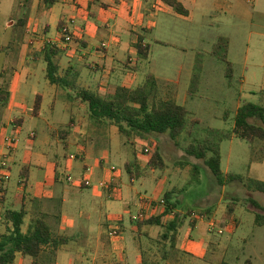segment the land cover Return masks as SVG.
Segmentation results:
<instances>
[{
	"label": "rangeland",
	"instance_id": "obj_1",
	"mask_svg": "<svg viewBox=\"0 0 264 264\" xmlns=\"http://www.w3.org/2000/svg\"><path fill=\"white\" fill-rule=\"evenodd\" d=\"M34 1L36 0H0V44L8 46L13 32L12 23L21 17V13L26 14V8H21L22 4L30 6ZM205 2L206 0H200V4ZM223 2L224 0H210L207 4L210 15L205 19L198 17V24L165 18L153 32L146 33L145 40L150 46V55L148 59L137 63L136 79L132 86H141L147 75H154L159 80L161 95L185 106L190 112L189 121H199L200 132L195 134L199 137L204 136V129L232 132L237 110L246 103L264 107V0H255L253 4L242 0V13L234 16L226 15L229 10ZM57 21L53 27L54 32ZM70 27L72 28V24ZM220 38L229 42L228 61L233 66V85L228 83L225 64L212 55L213 47ZM12 41V47H6L5 53L20 45L18 39ZM4 52L0 51V74L6 65ZM46 68L44 62L25 67L32 72L33 81L36 82L33 92L28 93L30 104L34 103L36 94L46 97L39 117L21 115L24 119L23 126L20 129L17 127L18 131H13V122L5 127L2 125L4 110H0V157L6 156L9 164L8 186L11 192L18 191L21 170L33 165L39 154L53 161L51 155L58 152L57 161L60 165L57 171L62 178L71 177L75 183L86 178L97 183L113 174V179L106 180L108 184L104 190L108 191V196L100 187L92 188L103 195L99 199L93 198L94 190L83 191L85 203L92 205L78 206L86 214L83 220L86 233L89 230L97 231L107 219L113 223L122 219L123 243L129 250L135 249L134 234L138 235V229L133 217L141 214L144 218L152 216L153 209L148 212L144 208L152 207L154 203L159 204L167 193L173 192L174 201L179 202L176 213L180 214L183 221L177 240L180 248L187 243L198 248L208 246L205 255L192 256L181 252L177 264H264V226H258L255 222L256 215L264 217V194L249 191L244 186V182L250 179L264 182V159L252 162L253 155L246 141L233 138L221 143V168L224 175H236L243 183H231L220 188L202 162L186 155L185 148L192 140L188 135H183L178 144L168 135H153L147 141L135 137L127 139L115 126L89 120L86 104L68 100V95L72 96L73 90H61L55 99V87L46 80ZM10 69H6V73ZM85 72L90 74L88 69ZM195 73L200 78L199 88L195 95L189 96ZM100 77L101 74L96 72L92 81L97 84ZM4 123H7L6 119ZM69 124L80 135L71 133L68 145H79L86 150L92 147L84 162L77 157L75 160L70 159L71 155L77 156L78 149L75 145L67 148L62 140L54 139L51 134L48 137L49 132L65 130ZM33 133L37 134V138H32ZM13 141V148H10L9 143ZM156 149L161 151L166 162L164 171L147 170L149 159ZM135 151L143 176L132 184L124 165L134 159ZM49 161L42 173L40 169L31 166V187L41 175L48 179L53 176V164ZM84 165L96 172L85 174ZM193 166L200 168V184H189ZM67 184L66 181L63 182V185ZM74 200L81 201L80 198ZM16 201V197H9L7 194L5 207H16ZM111 205L115 212L108 209ZM3 208L0 206V233L6 231L2 220ZM230 208L233 209L232 214H229ZM159 210L160 205L156 206V212ZM203 210H209L210 215L200 217L199 213ZM189 211L194 214L187 217ZM79 212L77 210L75 213L76 217ZM170 220L172 217L167 218V222ZM200 221L207 224L199 223L194 229L192 224ZM210 221L216 227L210 228ZM28 223L29 219L26 218L24 232L28 229ZM147 229L150 231L144 232L140 238L143 240L140 252L148 263L162 264L164 253L170 248L169 243L162 240L164 229ZM55 234L60 235V230H55ZM83 240L85 236L81 235L77 242L81 243ZM98 257L97 262L101 264L102 256ZM167 257L173 258L170 253Z\"/></svg>",
	"mask_w": 264,
	"mask_h": 264
},
{
	"label": "crops",
	"instance_id": "obj_2",
	"mask_svg": "<svg viewBox=\"0 0 264 264\" xmlns=\"http://www.w3.org/2000/svg\"><path fill=\"white\" fill-rule=\"evenodd\" d=\"M178 1L188 11V16L178 15L171 7L164 4L163 0H62L50 10H46L41 5V0L34 1L30 6H23L25 5L23 3L21 8H26L24 9L26 14L21 13V17L12 23L11 41H9L8 46L0 44V51L3 53L6 47H12L13 39H18L20 42V45L11 49L9 53L4 52L6 54V65L4 71L0 74V85L6 84L8 86L10 100L8 106L4 109V119L7 120V123H4L3 119L2 125L5 127V125L13 122L15 124L13 131H18L22 128L24 122V119L20 116H33L34 103L30 104L28 93L29 91L33 92L36 82L33 81L34 75L32 72L27 71L25 67L43 62L41 52L47 45L56 46L61 50L62 55L59 60L61 71L72 68L77 72V85L79 88L95 91L101 96L113 92L118 86L133 88L138 63L136 45L139 39L143 40L144 46L148 45L145 34L153 32L158 27V23H162L165 18L198 24V17L201 16L202 19H205L210 15L207 7L210 0H206L203 4H200V0ZM241 1L224 0L223 5H227L229 10L226 15H241ZM59 17L60 19H58ZM56 21L58 24L63 22L64 28H67L72 36L71 43H61L62 35L58 24L56 31H53ZM69 23L72 24V28ZM161 44L164 43L161 42ZM6 69H10L9 73H6ZM84 69H88L90 74L87 75ZM96 72L101 74L100 82L97 84L92 81L93 74ZM61 90L55 87V99ZM42 98L41 112L46 102V97L42 96ZM52 109L54 112L55 102L52 103ZM71 120L74 121L72 118ZM17 122L21 123L17 124ZM61 132L62 130L49 132L48 137L51 134L54 139L62 140L67 148L75 145H68L69 135L71 133L80 135L77 130L73 129L68 135L61 136ZM34 138H37V134ZM75 146L78 149L77 156L74 155L75 158L77 157L81 162L86 161L88 151L92 147L86 150L79 147V145ZM51 157L53 161H49L45 158V155L39 154L33 161V165H31L40 169V173H42L48 165V161L52 162L53 176L51 178H43L40 174L41 176L35 180V185L31 187L29 185L31 166H28L22 169L28 168L25 179L21 177L20 172L21 181L18 191H10L8 186L10 179L6 184L0 183V186L5 190V203L0 206L5 207L7 194L9 197L14 196L17 199V208L14 206H11V208L20 209L25 207L27 211L26 218L29 219L28 226L33 219L44 216L47 223L51 224L54 233L55 230H60V235L71 238L59 250L56 264H98L97 261L100 258L98 256H102L101 264H143V255L140 252V244L142 246L143 240H140V238L144 232L148 233L150 231L147 229L149 227H145L141 231L138 230L137 236L134 234L136 248L132 250H129L123 243L124 221L122 219H118L114 223L107 219L102 222L100 229L95 232L89 230L86 233L83 222L86 214L78 206L91 207L92 205L85 203L83 191L94 190L92 196L97 199L102 198L103 195L97 189L84 188L79 186L78 183L68 182L69 177L62 178L57 171L60 165L57 161L59 153H54ZM83 171L85 174L96 172L95 169H90L88 165H84ZM113 178V174H110L106 180ZM64 181L68 184L63 185ZM135 182L133 181L132 184ZM97 183L94 182V184ZM104 189L106 188H103V191H106L108 196V191ZM74 198H80L81 201H75ZM108 209L115 212L112 205L108 206ZM144 209L148 212L152 211L150 206ZM77 210L80 211L78 217L75 216ZM158 213L159 211L153 212L152 215ZM211 222L208 223V226ZM199 223L207 224L204 221L197 222L194 229L198 227ZM114 228L119 229L118 238L111 236ZM81 235L85 236V240L78 243L77 239ZM207 247L198 248L187 243L180 248L177 243L176 249L170 252V256H173V258L167 257L169 255L166 254V259L162 264H177L181 252H187L192 256L205 255L208 251ZM111 259L112 262L109 261ZM31 263L32 259L30 260L29 257L18 256L15 261V264Z\"/></svg>",
	"mask_w": 264,
	"mask_h": 264
},
{
	"label": "trees",
	"instance_id": "obj_3",
	"mask_svg": "<svg viewBox=\"0 0 264 264\" xmlns=\"http://www.w3.org/2000/svg\"><path fill=\"white\" fill-rule=\"evenodd\" d=\"M62 0H41V5L50 10ZM163 3L171 7L178 15L188 16V11L178 0H163ZM63 22L58 24L60 32L64 29ZM229 42L220 38L214 45L212 55L225 64L226 77L228 83L233 85V66L228 61ZM138 62L148 59L150 46L143 45V40L139 39L136 45ZM61 50L56 46L47 45L41 52L42 61L47 65L46 80L51 86L62 90H73V95H68V100L79 101L87 105V115L89 120L103 123L107 122L115 126L119 133L127 139L135 137L142 141L149 140L153 135H168L170 139L178 144L183 135L192 138L190 144L185 148V153L190 158L202 162L204 167L214 177L216 185L223 188L231 183L243 180L236 175L225 176L222 171V159L220 145L223 141L239 138L247 142L253 155L252 162H261L264 159V107L253 103H246L238 108L234 128L232 132L204 129L203 137L195 136L199 133V121H189L190 112L185 106L177 104L173 99L164 98L159 89V80L152 74L147 75L143 85L136 88L118 86L116 89L104 96L95 91L79 88L77 85L78 74L72 68L61 71L60 57ZM199 75L194 74L189 89V96L197 93L199 88ZM10 100V91L6 84L0 85V110L6 109ZM43 98L37 95L35 98L32 114L38 117L41 112ZM227 119V117H225ZM73 121V120H71ZM21 122H17L20 124ZM71 124L62 130L61 136L68 135L71 131ZM64 139V137H63ZM128 143V141L126 142ZM147 150V149H146ZM149 153V152H147ZM125 170L130 181L139 180L143 175L139 167L137 153L134 152V159L126 162ZM166 162L159 149H156L147 164V170L164 171ZM28 168L21 171V177H27ZM201 183V171L198 166H193L191 170V184ZM244 186L249 191L264 194V182L257 180H247ZM87 188L85 186H82ZM5 190L0 186V205H4ZM163 204H153V207L160 205L161 210L157 215L135 221L137 229L141 231L145 227H161L164 229L162 240L169 243V251L176 249L179 229L183 225L180 214L176 213L179 206L178 201H174L173 192H169L163 199ZM233 209H229L232 214ZM209 210L199 213L200 217H208ZM194 213L189 211L187 217ZM27 211L25 207L12 209L4 207L2 220L6 226V231L0 233V264H15L16 258L29 257L31 264H56V258L62 246L66 245L71 238L64 235H56L52 227L47 223L44 216L33 219L26 232L23 231ZM167 222V218H171ZM256 224L264 226V217L256 215ZM195 222L192 227H195ZM166 247V245H165ZM143 264L148 263L143 257Z\"/></svg>",
	"mask_w": 264,
	"mask_h": 264
},
{
	"label": "built area",
	"instance_id": "obj_4",
	"mask_svg": "<svg viewBox=\"0 0 264 264\" xmlns=\"http://www.w3.org/2000/svg\"><path fill=\"white\" fill-rule=\"evenodd\" d=\"M248 4H253L255 2V0H245ZM61 35H62V40H61V43L63 44H66V43H71L72 42V36L69 34L67 28H64L61 32ZM105 46V45H103ZM35 137V134L33 133L32 134V138ZM9 141V139H8ZM13 145H14V141L13 143L10 142L9 143V146L10 148H13ZM147 152L149 150H146ZM70 159H75V156L74 155H71L70 156ZM113 171H115V169H113ZM10 179V169H9V164L8 162L6 161V156H1L0 157V183H5V182H8ZM68 182L70 183H75V181L69 177L68 178ZM79 186H85L87 188H94V187H100V188H106L107 187V182L106 181H101V182H98L97 184H94L93 181L89 180V179H86V178H83L81 181H78L77 182ZM160 203H164L163 201H161ZM153 209L154 212H156V208L151 207ZM144 216L141 214L139 215L138 217H133V220L134 221H137V220H140V219H143ZM210 228H214L216 227V224L212 221L209 225ZM211 231V229H210ZM111 236L113 238H118L119 237V229L118 228H114L112 233H111Z\"/></svg>",
	"mask_w": 264,
	"mask_h": 264
}]
</instances>
